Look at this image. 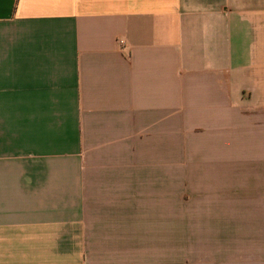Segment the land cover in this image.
<instances>
[{
	"label": "crops",
	"instance_id": "0c3cea01",
	"mask_svg": "<svg viewBox=\"0 0 264 264\" xmlns=\"http://www.w3.org/2000/svg\"><path fill=\"white\" fill-rule=\"evenodd\" d=\"M0 264H264V0H0Z\"/></svg>",
	"mask_w": 264,
	"mask_h": 264
}]
</instances>
